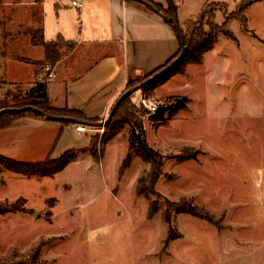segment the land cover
I'll use <instances>...</instances> for the list:
<instances>
[{
	"label": "rangeland",
	"instance_id": "obj_1",
	"mask_svg": "<svg viewBox=\"0 0 264 264\" xmlns=\"http://www.w3.org/2000/svg\"><path fill=\"white\" fill-rule=\"evenodd\" d=\"M18 1L0 0V53L6 51L12 63L18 55L41 57L38 50L24 46L14 52L6 50L2 32L18 29L26 35L42 17L35 0ZM176 6L182 28L189 24L191 30L209 31L210 22L228 29L232 37L220 33L204 62L173 82L174 89L168 94L161 90L149 93L144 85L131 97V112L141 119L150 147L163 158L157 195L151 198L157 200L158 213L149 219V201L137 192L139 179L149 166L133 156L130 167L121 171L128 154L129 127L125 126L105 146L100 159L85 152L82 157H88L92 167L74 164L65 176L40 185L14 183L8 188L10 194L22 193L28 200L26 207L35 209V215L0 217V250L4 249L0 260H23L41 240L61 234L42 255L48 244L43 241L40 261L264 264V0H177ZM240 7L245 9L246 20L237 17ZM4 60L0 56V73ZM47 68L37 66L45 72ZM165 69L138 78L141 83L136 86L156 80ZM10 76L28 80L30 70L13 64ZM34 85L8 84L0 90V99L8 91L25 93ZM143 96L163 101L187 97L189 102L175 117L165 115L161 121L139 105ZM143 111L148 114L141 116ZM105 127L93 128L91 133L97 150ZM185 151L195 158L182 160ZM181 199L204 208L217 225L175 214L172 227L180 237L166 244L165 200Z\"/></svg>",
	"mask_w": 264,
	"mask_h": 264
},
{
	"label": "crops",
	"instance_id": "obj_2",
	"mask_svg": "<svg viewBox=\"0 0 264 264\" xmlns=\"http://www.w3.org/2000/svg\"><path fill=\"white\" fill-rule=\"evenodd\" d=\"M72 1L47 0L41 5L45 42L62 39L65 43H74V49L53 67L50 77L48 72L38 70L37 66L19 61L12 63L7 53L1 55L6 60L1 64L0 75L8 84H36L47 79L48 99L52 108L78 111L87 119L100 122L108 117L129 84L165 66L177 55L181 46L168 17H161L143 3L133 0H77L83 4L82 8L77 9L71 6ZM144 1L169 9L168 0ZM176 1L174 0L175 5ZM14 30L1 33L7 45L4 46L6 50L14 52L22 46L28 50L36 49L41 52V57L31 60L43 61V49L32 46L25 31L20 33L18 29ZM62 50H65L63 46ZM13 64L27 66L30 78L21 81L11 78ZM192 66L187 68L185 75L173 76L155 92L161 90L163 94H168L173 91V82L187 77ZM76 127L22 118L0 132V155L19 162L40 163L48 157L59 159L70 150L86 149L91 143L93 128L87 127L85 132L80 133ZM84 155L83 152L79 153L68 167L74 164L92 167L93 162L88 157H82ZM68 167L53 177H26L4 172L2 176L5 185H0V202L15 203L19 199H25L27 206L28 200L22 193L10 194L8 188L12 184L23 187L40 185L48 179L65 176ZM27 209L31 212L17 214L33 217L35 209ZM12 214L16 213L7 216ZM40 214L38 212L36 216L40 217ZM62 237L61 234H52L41 240L40 243L48 242L41 254Z\"/></svg>",
	"mask_w": 264,
	"mask_h": 264
},
{
	"label": "trees",
	"instance_id": "obj_3",
	"mask_svg": "<svg viewBox=\"0 0 264 264\" xmlns=\"http://www.w3.org/2000/svg\"><path fill=\"white\" fill-rule=\"evenodd\" d=\"M45 1L47 0H35V4L40 6L38 8L41 15H43V12H41V5ZM54 1L58 2L61 0ZM14 2L18 3L19 1L14 0ZM168 2L169 9L167 10H165L159 5H153L157 8L160 13L164 14L169 19H173L179 25L180 32L183 36L187 51L185 56L180 59L169 71L159 76V78H157L155 81L143 87L144 91L147 90V92L149 93H154L157 88L165 84L173 76L185 75L186 70L190 65H201L204 62L205 55L214 50L218 42V37L220 33H223L226 37H232V33L228 31V29H224V27H222L221 29L219 27L214 26L213 23L210 22L207 23L209 31H197L196 29L191 30L189 28V24L187 25L189 29L182 28L177 19V7L175 5L174 0H168ZM244 10L245 9L240 7L241 15H237V17H239V19L241 18L242 21L243 19L246 20L244 18V15H242ZM5 21L7 23V19H5ZM0 22H2L1 19ZM36 23L37 27L31 28L26 33V36L28 37L29 43L32 46L40 47L43 49L44 60L35 61L24 56H14L13 59L28 65L41 67L48 66L52 70L53 67L64 57L65 54L71 52L74 49V43H65L62 41V39H59L56 42H45L44 31L41 24L42 17L40 18V21H37ZM169 24L173 26V24ZM62 46L65 48L64 51L62 50ZM5 53L6 52L0 53V56L2 54L5 55ZM181 53L182 48H180L177 55H175V57H173L165 66L161 67L152 74L157 75L161 73L163 69H165L173 61H176ZM46 80L47 79L42 82H36V84L28 91H25V93L14 94L13 92L8 91L5 94V97L3 99H0V110L7 108H22L26 106H33L41 109L45 113L52 115L71 117L74 119L91 123L99 122L98 120L87 119L78 111L68 109L59 110L52 108L48 99ZM139 83L138 80H134L131 84L127 86L126 90L123 93H125L131 88H134ZM7 86V81L0 75V90L3 89V87ZM131 97L132 95L122 102V104L116 111L112 121L105 127V132L102 135V138L100 139V150L96 149V146L94 145L95 138H92L89 147H87L86 149L70 150L59 159H52L51 157H48L45 161L40 163L19 162L0 155V185H5V181L2 176L4 172H9L26 177H53L54 175L62 172L66 167H68L69 164H71L77 158V155L79 153L90 152V155L92 157H94L95 159H100L104 153L105 146L118 134H120L124 130L125 126H128V154L123 161L121 171L123 172L124 170L130 167L133 156L139 157L146 165L149 166V170L146 171L144 175L139 179L137 192L139 196H142L149 201L147 216L149 219L154 218V216L158 213L159 205L157 203V200L152 201L151 198L154 195H157L155 191V186L160 176L162 175L163 158L153 148L150 147L141 119L137 118L131 112ZM171 100L173 101L172 105L168 106L167 108H161L155 114L150 116L154 120L161 121L163 120L162 118L165 115H167L168 118H173L179 112L184 110L186 108L187 103L189 102V99L187 97L174 98ZM140 113L142 114L141 116H144V114H148L147 111H143ZM22 118H31L48 121L45 118L37 116L30 112L22 114H4L0 116V132L10 128L16 121ZM61 124L66 126H78L70 123ZM183 154L184 156L182 160L195 158L194 156H191L186 153V151L183 152ZM18 212H31L26 208L25 199H19L15 203L0 202V217L10 213ZM175 214H186L198 218L200 220L206 221L210 224L215 223L217 225V221L211 215H209V213L206 212L204 208L194 205V202L191 200L181 199L177 202L165 200V210L163 211L162 215L165 223L168 225V236L165 240L166 244L180 237L177 231H175V229H173L172 227V217ZM50 216L52 217L51 213L49 215V218H51ZM44 244L46 243L41 242L36 248L32 249L27 258H24L23 260L20 259V261H14L13 258H9L6 260H0V264H46L40 261V251Z\"/></svg>",
	"mask_w": 264,
	"mask_h": 264
},
{
	"label": "water",
	"instance_id": "obj_4",
	"mask_svg": "<svg viewBox=\"0 0 264 264\" xmlns=\"http://www.w3.org/2000/svg\"><path fill=\"white\" fill-rule=\"evenodd\" d=\"M133 1H136V2H139V3H143L144 5H146L149 8H151L155 13H157L161 17L166 18V16L164 14L160 13L152 4H150V3H148V2H146L144 0H133ZM168 22L173 24V26L175 28V31H176V34H177V38H178V40L180 42V46L182 48V53L180 54L178 59L176 61H174L172 63V65L168 68V70H170L180 59H182L185 56L187 49H186V46H185V42H184L183 36H182V34L180 32L179 25L173 19H169L168 18ZM168 70L165 69L163 74L166 73ZM158 76H161V74L158 75ZM158 76H157V78H158ZM154 80H155V78L151 79L150 81H148L146 83H143V84H141L139 86L131 88V89L127 90L125 93H123L120 96V98L116 101V103L114 104V106H113L111 112L109 113L108 117L104 121H100V122H97V123L85 122V121H81V120L74 119V118H71V117H63V116H57V115L48 114V113H45L44 111H42L41 109L33 107V106H26V107H22V108L1 109L0 110V116L4 115V114H22V113L30 112V113H33V114H35L37 116L43 117L46 120L51 121V122L70 123V124L82 125V126H86V127H90V128L105 127L106 125H108L112 121L116 111L118 110L119 106L122 104V102L125 99H127L128 97H130L131 95H133L134 93L139 91L144 85H147V84L151 83V81H154Z\"/></svg>",
	"mask_w": 264,
	"mask_h": 264
},
{
	"label": "built area",
	"instance_id": "obj_5",
	"mask_svg": "<svg viewBox=\"0 0 264 264\" xmlns=\"http://www.w3.org/2000/svg\"><path fill=\"white\" fill-rule=\"evenodd\" d=\"M71 6L77 9L82 8L83 4L81 2H78L77 0H73L71 3ZM50 74H52L53 69L51 70L49 67L47 68ZM173 101L171 99H168L167 101H163V100H159L156 98H152V97H141L140 101H139V105L146 108V110L151 114H155L159 109L161 108H167L168 106L172 105ZM77 131L80 133H83L87 130V127L82 126V125H78L76 127Z\"/></svg>",
	"mask_w": 264,
	"mask_h": 264
}]
</instances>
